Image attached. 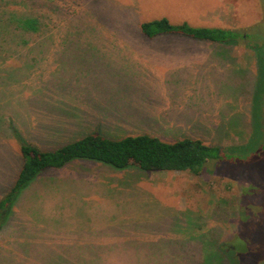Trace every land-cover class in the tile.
I'll list each match as a JSON object with an SVG mask.
<instances>
[{"label":"rangeland","instance_id":"1","mask_svg":"<svg viewBox=\"0 0 264 264\" xmlns=\"http://www.w3.org/2000/svg\"><path fill=\"white\" fill-rule=\"evenodd\" d=\"M70 2L67 15L56 0H0V56L7 59L0 81L21 95L12 106H34L44 77V93L58 88L79 107L78 117L60 115L59 126L77 125V139L87 132L198 139L219 147L224 160H209L198 176L77 162L60 172L73 185L63 192L50 172L5 215L0 264H206L211 237L226 251L246 242L260 257L233 255L224 264H263L264 0ZM209 7L218 10L205 18ZM29 12L37 15L35 35L20 30ZM160 18L230 30L238 43L141 38L140 25ZM5 103L0 98V199L22 163ZM40 128L47 147L51 136Z\"/></svg>","mask_w":264,"mask_h":264},{"label":"trees","instance_id":"2","mask_svg":"<svg viewBox=\"0 0 264 264\" xmlns=\"http://www.w3.org/2000/svg\"><path fill=\"white\" fill-rule=\"evenodd\" d=\"M63 1L65 3H62ZM56 2L60 5L58 7L64 14H72L69 9L70 0H56ZM25 16L21 22L23 25H21L20 30L28 33L34 32L35 35L38 30L35 23L37 15L29 12ZM140 33L142 35L141 38L146 40L186 38L208 45H233L238 43L239 39L236 33L230 30L216 27H194L186 22L173 24L166 18L143 22L140 25ZM0 58L1 71L5 66L2 62L7 61V59L5 55L0 56ZM55 75H52L53 78ZM28 79L29 75L24 74L22 76L23 82ZM39 79H44V77H38L34 106L29 102L25 107L22 105L18 109L13 106H19L21 95H17L15 90L5 89L8 85L0 81V87H2L0 88L1 101L11 104L5 103L13 114V118L9 119L6 130L11 140L19 147V155L22 161L12 188L4 198L0 199V226L10 207L17 199H21L23 191H26L32 184L40 180L48 179L47 176L50 172H53V174L49 181L54 189L61 186V191L63 192L66 183L73 187L71 181L67 177L60 175V172L77 162V164H82L83 162L101 164L118 171L137 168L144 172H186L198 176L209 160H224V156L221 153L222 150L219 147H209L198 139L184 138L169 143L162 141L157 136L141 134L114 140L89 132L83 133V135L79 134L80 137L77 139L76 131L78 129L75 128L78 127L77 125H74L72 130H62V127L59 130V126L60 120L64 116L66 117L64 120L69 119L68 117H78L79 107L68 105L70 102L68 98L70 97L66 98L63 90L53 88L54 90L51 91V94L44 93L40 87ZM44 95L45 98L41 97ZM47 98H52L53 103L47 104L49 101L44 100ZM35 114L36 116H34ZM40 115L42 118L41 122L36 120L37 116ZM60 115H62V118ZM33 121L35 124H32ZM38 126H42L40 129L45 131L41 132L43 135L51 136L47 147H42L41 144H47V142L36 135L39 134L37 132ZM68 132H70V135H68ZM45 140L47 141L48 138ZM58 140H72V142L60 147L49 148V146H53L51 142ZM217 208L220 209V207ZM206 243L207 248L203 252L206 264H224L223 260L233 255H239L241 259V257L252 254L255 256V260H260V257L257 256V250L249 248L246 242L245 248L238 247L239 251L235 248H230L232 250L229 251L216 248V243H219L217 238L213 239L211 237L209 242L207 241ZM229 253H232V255ZM241 263L242 261H240Z\"/></svg>","mask_w":264,"mask_h":264},{"label":"crops","instance_id":"3","mask_svg":"<svg viewBox=\"0 0 264 264\" xmlns=\"http://www.w3.org/2000/svg\"><path fill=\"white\" fill-rule=\"evenodd\" d=\"M216 1H214V5H215ZM208 5H213V2L210 1L207 3ZM217 4H220V0H218ZM218 9H214V7H209L208 9H206V11L204 12L205 18H209L211 17V14H214L215 12H217ZM161 40H190V39H186V38H156L154 40H149L150 42H158Z\"/></svg>","mask_w":264,"mask_h":264}]
</instances>
